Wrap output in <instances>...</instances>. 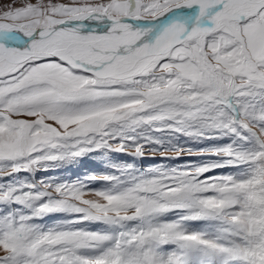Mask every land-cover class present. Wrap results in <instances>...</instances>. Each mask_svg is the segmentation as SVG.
<instances>
[{"label":"snow or ice","instance_id":"snow-or-ice-1","mask_svg":"<svg viewBox=\"0 0 264 264\" xmlns=\"http://www.w3.org/2000/svg\"><path fill=\"white\" fill-rule=\"evenodd\" d=\"M0 264H264V0L0 8Z\"/></svg>","mask_w":264,"mask_h":264},{"label":"rangeland","instance_id":"rangeland-1","mask_svg":"<svg viewBox=\"0 0 264 264\" xmlns=\"http://www.w3.org/2000/svg\"><path fill=\"white\" fill-rule=\"evenodd\" d=\"M20 0H0V8H4L9 3L18 4ZM203 145H200L198 147H202ZM169 155H174L172 153H169ZM125 159L131 160V157H125ZM199 157H183L179 161H165L166 164H179L183 163L186 160H199ZM100 157L93 155L90 158H86L83 162L78 163L77 165H74L70 169L62 170L60 172V175L66 178H74L77 175H85L94 171H98L101 167L100 163ZM159 158L157 157L156 160H152L151 158H146L142 161L137 160L136 164L139 167L147 168L150 165L155 164L156 166H159ZM38 176H43L44 174H37ZM49 223H51V220H48Z\"/></svg>","mask_w":264,"mask_h":264}]
</instances>
